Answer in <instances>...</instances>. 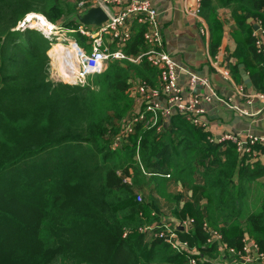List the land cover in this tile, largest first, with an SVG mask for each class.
Listing matches in <instances>:
<instances>
[{
    "label": "trees",
    "instance_id": "16d2710c",
    "mask_svg": "<svg viewBox=\"0 0 264 264\" xmlns=\"http://www.w3.org/2000/svg\"><path fill=\"white\" fill-rule=\"evenodd\" d=\"M233 1L252 17L264 11V0ZM72 13L69 0H0V264H242L221 250L241 252L244 237L264 254V166L256 160L264 145L241 153L233 142L209 143L180 115L159 133L138 123L123 137L130 92L136 82L153 85L156 71L109 61L85 87H72L49 77L53 43L16 30L29 14L61 26ZM142 33L136 25L126 56L142 53ZM247 46L256 57L254 38ZM115 136L122 140L112 150ZM153 194L191 220L177 234L184 253L139 231L162 220ZM212 231L219 242L208 243Z\"/></svg>",
    "mask_w": 264,
    "mask_h": 264
},
{
    "label": "built area",
    "instance_id": "2783aa9c",
    "mask_svg": "<svg viewBox=\"0 0 264 264\" xmlns=\"http://www.w3.org/2000/svg\"><path fill=\"white\" fill-rule=\"evenodd\" d=\"M74 5L78 14L89 7L98 6L107 15L109 22L95 30L77 26L75 29L68 31L69 34H78L85 38V44L89 48V52L74 39L64 40L66 44L64 42L62 44L66 50L62 53V70H59L60 74L57 75L60 78L55 81L82 88L87 85L89 78L101 74L106 69L109 61H127L134 65L146 63L156 71L155 83L152 85L146 81H141L134 84L130 92L134 101V112L122 123L123 137L131 134L138 123H141L145 129L155 127L157 133L164 131L169 128V119L175 115L182 116L193 127H203L199 121L200 116L204 113L201 103L204 101L211 102L212 100L222 102V100L211 88L207 79L190 72H187L190 97L186 101L183 100L177 84L178 65L164 50L158 13L148 1L75 0ZM114 8H118V12H115ZM43 19L47 22L40 15L29 14L18 23L16 30H36L49 39L52 35H46V29L54 34L63 29L60 25L57 26L49 22L45 24ZM136 25L143 28V51L136 58H133L126 56L122 50L135 34ZM253 38L257 51L261 52L262 43H264V30L257 26ZM113 44L117 48L110 50ZM198 86L206 88L209 92L208 95L200 96L195 90ZM240 91L243 93V90ZM255 98L264 104V94H257ZM121 140L120 136L112 137V150L119 146ZM207 141L215 144L214 139L208 138ZM224 141L235 143L238 151L242 153L248 152V149L244 150L245 147L264 142V138L258 139L251 136L246 143L241 144L231 136L226 135L224 138L219 139L216 144H222ZM122 181L123 183H129L125 178H122ZM136 200L140 202L141 197L137 196ZM162 220L139 231L150 233L154 237L162 239L177 252L184 253L183 251L187 249L186 243L180 242L177 233L173 231L172 225ZM190 224L191 220L184 223V227L189 228ZM204 228H206L205 225ZM220 240L221 236L218 233L210 232L208 243L219 242ZM221 252H228L229 256H240L242 264H264V254L259 251L257 244L247 237L242 240V253H236L232 248H223ZM190 264H196V262L191 260ZM229 264L236 263L230 262Z\"/></svg>",
    "mask_w": 264,
    "mask_h": 264
},
{
    "label": "crops",
    "instance_id": "0c3cea01",
    "mask_svg": "<svg viewBox=\"0 0 264 264\" xmlns=\"http://www.w3.org/2000/svg\"><path fill=\"white\" fill-rule=\"evenodd\" d=\"M69 1L74 4L75 0ZM143 1H148L158 13L164 50L179 68L177 84L183 100L190 97L187 72L207 79L222 100L201 103L204 113L199 118L203 126L200 130L207 140L214 139L216 144L229 135L244 144L251 136L264 138V104L255 98L257 94H264V43L261 52L255 47L256 57L249 53L247 46L248 40L253 38L255 26L264 30V11L252 17L238 8L233 0H209V20H206L201 10L203 0ZM118 10L114 8L115 12ZM73 26L77 27L76 24ZM116 48L113 44L110 50ZM195 90L200 96L209 93L201 86ZM259 143L264 145V142ZM224 149L222 146L220 151ZM256 158L264 166V152L257 153ZM197 169L203 172V166H197ZM196 180L197 184L202 183L199 175ZM260 182L264 183V177ZM164 204L167 213H163V219L176 218L172 215L173 205L165 201ZM187 230L185 228V232Z\"/></svg>",
    "mask_w": 264,
    "mask_h": 264
},
{
    "label": "water",
    "instance_id": "95a60500",
    "mask_svg": "<svg viewBox=\"0 0 264 264\" xmlns=\"http://www.w3.org/2000/svg\"><path fill=\"white\" fill-rule=\"evenodd\" d=\"M68 21H73L77 26H82L89 30L99 29L109 22L107 15L98 6L89 7L79 14H72L67 18V21L65 19L62 24ZM254 29L256 30L257 26H255ZM244 79L247 80L246 78ZM165 222L171 224L173 231L177 234L185 233L184 225L179 220H176V218H165Z\"/></svg>",
    "mask_w": 264,
    "mask_h": 264
},
{
    "label": "rangeland",
    "instance_id": "374dc122",
    "mask_svg": "<svg viewBox=\"0 0 264 264\" xmlns=\"http://www.w3.org/2000/svg\"><path fill=\"white\" fill-rule=\"evenodd\" d=\"M72 14H75V13H72ZM72 14H69V15H67V16H65V17H63L62 19H61V24H62V22L63 21H65V19H66V21H67V18L70 16V15H72ZM66 23H68V24H74L73 23V21H68V22H66ZM66 23H64V24H66ZM64 24H62L61 25V27L64 25ZM78 34H69L68 33V31H66L65 30V28H63V29H61V30H59L57 33H53L52 34V36L51 37H49V41L50 42H52L53 44H56V43H58V42H60L61 41V43L62 42H64V40H72V39H75V37L77 36ZM85 39V38H84ZM85 43H86V40H84V42H83V47H85L86 48V51L87 52H89V48L85 45ZM52 44V45H53ZM64 44H66V42H64ZM52 47V46H51ZM51 47H50V49H51ZM50 51V50H49ZM48 51V52H49ZM48 54V53H47ZM62 59H63V54H61V57H55V56H51L50 57V61H49V77L50 78H52L53 80H57V78H60V77H58L57 75L58 74H60V72H59V70H62ZM60 65H61V67H60ZM129 117V116H128ZM141 193H142V196L143 195H146V191H145V189H144V193L143 192H140L139 194L141 195ZM154 196H155V199L157 200V203H158V206H159V208H160V206L162 205V208H161V212H162V214L164 213V215L167 213V210H165V208L167 209V207L165 206V204H164V206H163V203H164V201H162L163 199H161V198H158L157 197V195H155V194H153ZM142 200H143V198H142ZM170 204V203H169ZM164 215H163V217H164ZM163 217H162V219H163ZM162 221H164V219L162 220ZM174 250V249H173ZM176 251V250H175Z\"/></svg>",
    "mask_w": 264,
    "mask_h": 264
},
{
    "label": "bare ground",
    "instance_id": "6f19581e",
    "mask_svg": "<svg viewBox=\"0 0 264 264\" xmlns=\"http://www.w3.org/2000/svg\"><path fill=\"white\" fill-rule=\"evenodd\" d=\"M43 22L46 24L47 22L43 19ZM34 26V25H32ZM46 35H49L51 36L53 33L49 32L48 29H46V32H45ZM51 49L50 51L48 52V56L51 57V56H57L58 58L61 57V54L66 50V48L64 47V45L60 42L56 43V44H53L51 45ZM61 67V65H60Z\"/></svg>",
    "mask_w": 264,
    "mask_h": 264
}]
</instances>
